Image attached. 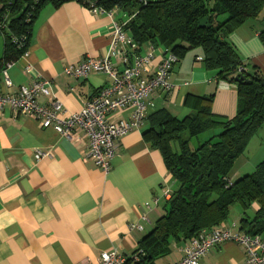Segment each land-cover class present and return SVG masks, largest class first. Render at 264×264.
Listing matches in <instances>:
<instances>
[{
  "label": "crops",
  "instance_id": "1",
  "mask_svg": "<svg viewBox=\"0 0 264 264\" xmlns=\"http://www.w3.org/2000/svg\"><path fill=\"white\" fill-rule=\"evenodd\" d=\"M127 19L128 15L120 10L113 16L91 13L75 1L59 6L45 4L34 20L27 56L8 68L12 86L7 87L1 77L0 91L15 95L37 76L50 83L52 97L62 103L66 113L81 111L112 80L96 73L76 79L64 70L85 57L106 55L114 23ZM226 19V15L218 18ZM229 41L248 70L256 69L264 80V9L256 19L233 32ZM149 49L146 45L137 53L144 55ZM200 56H204L201 49L189 51L174 67L171 93L155 94V107L148 116L165 109L178 119L185 118L192 113L185 106L189 95H214L212 110L216 116H236V86L222 80L216 71L207 70L197 60ZM28 66L32 74L27 73ZM39 103L48 105L49 99L40 97ZM129 115L125 112L113 119H127ZM150 127L147 120L123 137L110 172L104 173L89 158V144L81 132L69 139L53 129L42 128L34 116L4 109L0 115V264H99L103 253L133 254L165 214V193L172 194L177 186L161 153L144 139ZM37 151L51 155L37 161ZM257 154L254 159L260 164L264 147ZM249 159L245 153L239 157L230 173L231 180L247 174ZM156 197L160 198L159 205L147 210L146 205H152ZM259 208L256 202L247 211L236 205L229 218L213 228L242 232L241 219H253ZM144 215L148 220H143ZM189 242L174 243L170 254L154 264L178 263ZM243 260L241 247L226 242L213 248L201 263L240 264Z\"/></svg>",
  "mask_w": 264,
  "mask_h": 264
},
{
  "label": "trees",
  "instance_id": "2",
  "mask_svg": "<svg viewBox=\"0 0 264 264\" xmlns=\"http://www.w3.org/2000/svg\"><path fill=\"white\" fill-rule=\"evenodd\" d=\"M64 2L46 0L27 6L19 0L15 4L16 15L25 6L30 14L11 21L10 33L0 35L4 40L0 71L19 61L28 49L33 23L42 7ZM101 5L108 11L117 8L131 18L125 31L137 52L146 45L163 47L180 62L189 51L201 49L204 67L235 85L238 93V110L232 119L213 113L214 95L187 96L185 106L192 113L183 119L165 109L147 116L151 127L144 139L161 153L178 187L166 203L165 214L139 242L138 249L126 255L127 262L154 264L170 254L174 243L190 241L202 229L224 223L236 205L244 211L255 202L260 205L253 219H241L240 230L264 235V161L254 173L230 178L236 161L264 126V80L256 69L248 70L229 41L233 32L259 16L264 0H103ZM223 15L227 19L219 21ZM203 19H208L209 27L201 25Z\"/></svg>",
  "mask_w": 264,
  "mask_h": 264
},
{
  "label": "built area",
  "instance_id": "3",
  "mask_svg": "<svg viewBox=\"0 0 264 264\" xmlns=\"http://www.w3.org/2000/svg\"><path fill=\"white\" fill-rule=\"evenodd\" d=\"M19 0H0V35L10 33V23L16 12L14 6ZM32 5L46 0H21ZM52 1V0H48ZM80 3L91 13H107L113 16L119 9L106 10L103 0H62ZM146 2L147 0H138ZM27 8V7H26ZM27 9L24 15H26ZM30 14V13H28ZM29 17V16H28ZM128 16L124 23H114L108 53L102 57H85L74 65H68L64 72L76 79L87 78L91 74H102L111 78L110 86L97 91L76 113H66L62 103L52 97L50 83L37 76L30 85L21 86L15 95L0 91V115L9 108L15 114L34 116L42 128L53 129L59 135L73 139L79 132L88 141L89 158L104 173H109L115 158L120 140L134 130L141 128L149 111L155 107L153 96L157 93L169 94L173 86L170 83L171 73L179 63V58L163 47H150L144 55L137 53V46L125 31L130 21ZM30 19L27 18V21ZM25 38L19 45L24 44ZM27 56V50L22 57ZM201 61L202 58L198 57ZM8 64L0 71V78L7 87L12 83L8 77ZM33 73L30 66L26 67ZM1 84V80H0ZM40 97L49 99L48 105L39 103ZM129 112L127 119L114 120L121 113ZM50 152L37 151V161L50 156ZM166 201L171 193L164 195ZM160 198L156 197L147 210L158 206ZM143 220H148L146 215ZM142 230V226H133ZM226 242L237 244L244 252L240 264H264V235H251L245 232H232L229 229L206 228L199 231L183 250L182 259L175 264H202L201 261L215 247ZM127 256L118 251L103 253L99 264H129ZM86 264V263H83Z\"/></svg>",
  "mask_w": 264,
  "mask_h": 264
},
{
  "label": "rangeland",
  "instance_id": "4",
  "mask_svg": "<svg viewBox=\"0 0 264 264\" xmlns=\"http://www.w3.org/2000/svg\"><path fill=\"white\" fill-rule=\"evenodd\" d=\"M2 52H3V39L0 36V55L2 54ZM261 147L262 148L264 147V126L261 129H259L256 132V134L252 137V139L250 140V142H249V144H248V146L244 152L245 156L249 155V157H250V159H249L250 163L248 164L249 167L247 168V174H252L255 172L258 164L256 163L257 159H254V158H258L257 153L259 150H261ZM231 178H233V174H231ZM177 186H178V183H177ZM177 186H175L176 189H177ZM176 189L173 188L174 191ZM173 190H172V192H174Z\"/></svg>",
  "mask_w": 264,
  "mask_h": 264
},
{
  "label": "water",
  "instance_id": "5",
  "mask_svg": "<svg viewBox=\"0 0 264 264\" xmlns=\"http://www.w3.org/2000/svg\"><path fill=\"white\" fill-rule=\"evenodd\" d=\"M26 7H27V6H25V7L21 10L20 13H18L16 16H14V17L12 18L11 21H15V20H19V19H21L22 16H23V14H24V12H25V10H26ZM207 23H208V19H203V20L201 21V25H202V26L206 25V26L209 27L210 25L207 24Z\"/></svg>",
  "mask_w": 264,
  "mask_h": 264
}]
</instances>
